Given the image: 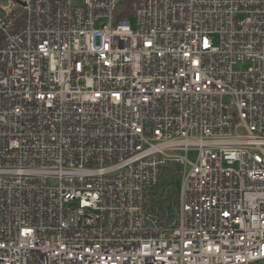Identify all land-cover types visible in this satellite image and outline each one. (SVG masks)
<instances>
[{
  "label": "built area",
  "instance_id": "1",
  "mask_svg": "<svg viewBox=\"0 0 264 264\" xmlns=\"http://www.w3.org/2000/svg\"><path fill=\"white\" fill-rule=\"evenodd\" d=\"M0 264H264V0H0Z\"/></svg>",
  "mask_w": 264,
  "mask_h": 264
},
{
  "label": "rangeland",
  "instance_id": "2",
  "mask_svg": "<svg viewBox=\"0 0 264 264\" xmlns=\"http://www.w3.org/2000/svg\"><path fill=\"white\" fill-rule=\"evenodd\" d=\"M74 2H78V1H80V0H73ZM177 183H178V180H177Z\"/></svg>",
  "mask_w": 264,
  "mask_h": 264
}]
</instances>
